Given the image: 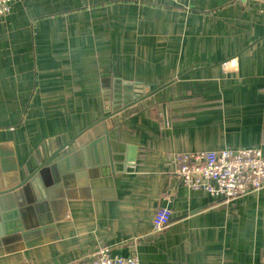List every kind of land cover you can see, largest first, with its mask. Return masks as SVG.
Returning <instances> with one entry per match:
<instances>
[{
	"label": "crops",
	"instance_id": "obj_1",
	"mask_svg": "<svg viewBox=\"0 0 264 264\" xmlns=\"http://www.w3.org/2000/svg\"><path fill=\"white\" fill-rule=\"evenodd\" d=\"M104 133L108 149L54 174L75 194L43 234L58 239L0 264H76L101 250L141 264H264V187L226 201L182 185L172 160L264 154V0L14 3L0 20V181L4 160L23 175ZM160 207L172 216L155 231Z\"/></svg>",
	"mask_w": 264,
	"mask_h": 264
},
{
	"label": "water",
	"instance_id": "obj_2",
	"mask_svg": "<svg viewBox=\"0 0 264 264\" xmlns=\"http://www.w3.org/2000/svg\"><path fill=\"white\" fill-rule=\"evenodd\" d=\"M141 96L142 90L136 88L133 97L140 99ZM102 142L108 149L106 133L82 145L64 144L40 165L35 168L31 166L32 171L23 175L16 172L18 167L14 163L9 164L4 160L3 170L7 173L4 180L0 181V210L5 211L0 217V255L58 239V232L45 238L43 234L50 229L56 230V223L67 211L68 198L75 197V194L68 190L62 193L63 185L59 178H54V174L63 161L69 162L71 155L74 157L84 152L89 155L90 150ZM106 156L100 168L108 174L113 159L109 154Z\"/></svg>",
	"mask_w": 264,
	"mask_h": 264
},
{
	"label": "built area",
	"instance_id": "obj_3",
	"mask_svg": "<svg viewBox=\"0 0 264 264\" xmlns=\"http://www.w3.org/2000/svg\"><path fill=\"white\" fill-rule=\"evenodd\" d=\"M20 0H0V20L8 15ZM178 1V0H172ZM177 179L191 189H202L226 201L233 200L264 187V154L259 146L227 147L219 150L176 152L172 155ZM172 211L160 207L152 218L155 231L170 222ZM76 264H141L136 255L112 254L101 250Z\"/></svg>",
	"mask_w": 264,
	"mask_h": 264
}]
</instances>
